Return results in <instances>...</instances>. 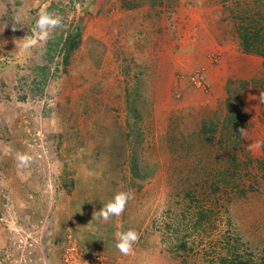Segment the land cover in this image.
I'll return each mask as SVG.
<instances>
[{
  "label": "rangeland",
  "instance_id": "rangeland-1",
  "mask_svg": "<svg viewBox=\"0 0 264 264\" xmlns=\"http://www.w3.org/2000/svg\"><path fill=\"white\" fill-rule=\"evenodd\" d=\"M128 2L0 0V264H26V225L54 213L62 185L111 226L98 211L132 193L119 215L139 234L126 264H264V57L241 45H263L264 0ZM51 4L61 25L24 50ZM70 26L81 45L64 68L48 41Z\"/></svg>",
  "mask_w": 264,
  "mask_h": 264
},
{
  "label": "crops",
  "instance_id": "crops-1",
  "mask_svg": "<svg viewBox=\"0 0 264 264\" xmlns=\"http://www.w3.org/2000/svg\"><path fill=\"white\" fill-rule=\"evenodd\" d=\"M75 189L76 186L69 195L73 199L71 206L72 211L76 212L75 215H71L70 213L66 214L64 213L65 211L62 212V210L65 209H61L60 204L66 207V203L63 199H65V197H69L68 195L63 197L62 194H65V192L62 190L58 193L59 196L61 194V197L60 200H57L58 202H56L58 205L55 204L53 214L42 217L43 221L35 218L29 226L26 225V231L31 233H26L24 239L30 249L28 252L27 248L25 251L26 254H22L25 244L22 245L23 242H19L20 245L18 247H21V249L19 251L15 247V260L17 258L19 259L20 254H22L19 262L26 260V264H60V251L65 244L66 235L70 234L80 250H82V246H86L93 251L92 253L86 252V254L98 255L105 264H126L127 257L120 254V251L115 247V243L118 238L117 234L121 231L129 230L124 227L122 218L120 216H115L114 218H116V220L113 222L112 219L109 222L119 223L115 225L112 224V226L105 224L104 221L100 224V220H97L98 217L96 218L97 221L95 220L94 223L91 221V212L89 211L90 209L88 203L84 200L79 201L76 198ZM33 206H40L41 208L45 207L40 202L37 204L34 203ZM25 214H28V212H25ZM29 214L34 216L33 212ZM86 215L88 216L86 217ZM28 227H32L33 230ZM92 230L102 233L97 234L96 232L97 235H93ZM8 236L9 238H12H10L6 243L16 245V233H10Z\"/></svg>",
  "mask_w": 264,
  "mask_h": 264
},
{
  "label": "clouds",
  "instance_id": "clouds-1",
  "mask_svg": "<svg viewBox=\"0 0 264 264\" xmlns=\"http://www.w3.org/2000/svg\"><path fill=\"white\" fill-rule=\"evenodd\" d=\"M62 23V18L58 15H53L47 11H42L33 28L34 35L29 36L24 40L21 47L24 50H29L39 42L47 41L50 30L59 27ZM256 147H264V141H257ZM5 152L10 153L12 149L5 147ZM19 168L27 167L32 158L26 154L16 153ZM132 198V193L128 191H121L116 193L112 199L107 202L99 212V217L104 220H109L110 217L119 216L125 210V206L129 199ZM115 247L124 254H129L133 250V245L139 240V234L135 230L121 231L117 234Z\"/></svg>",
  "mask_w": 264,
  "mask_h": 264
},
{
  "label": "trees",
  "instance_id": "trees-1",
  "mask_svg": "<svg viewBox=\"0 0 264 264\" xmlns=\"http://www.w3.org/2000/svg\"><path fill=\"white\" fill-rule=\"evenodd\" d=\"M134 2H136V3H134ZM162 3H163V0H132V2L127 3L126 8L131 10L133 8H141L143 6H149L150 8L154 9L157 6H161ZM51 7H52V10H59L60 6L57 7L53 4H51V6L48 7L45 11L51 13ZM61 12H64V9ZM70 28L71 29H70V31H68L69 32L68 35L65 36L64 38L57 39V43H55L53 41H48L49 48L47 49V54L50 55L49 56L50 59H52L55 54H57V56H60L61 65L64 68L69 65L72 56L74 55L75 51H77L79 46L81 45L80 35L79 34L74 35L73 30H72V26H70ZM250 39L255 40L252 35H246L244 37L243 41L241 42L242 48L245 51H247L248 53H252V54H256L260 57H264V41H263V45L260 44V49H253V45H251L252 43L249 42ZM12 67L13 68L15 67V69L18 68V66H12ZM36 70H38V71L40 70L41 72H45V71H47V67H37ZM65 71L66 70L64 69V72ZM237 127H239V124H237ZM206 131L210 132L211 129L204 128L203 132H206ZM54 137L55 138H52V139L56 140V141H59L62 139V135H57L55 133V131H54ZM115 140H116V138L114 137V141ZM189 150L192 151V148H189ZM130 160H131L130 164H132L131 171L135 174L136 173L135 155H131ZM59 164L61 165L60 160H59ZM185 177H191V176L185 175ZM187 182H189V180ZM61 188H62V190L65 191L66 185L65 186L62 185ZM188 189L189 190L184 193V195H186V196L188 193L191 194L190 188H188ZM209 189L215 190V189H217V187H215L214 185H209ZM180 192H182V191L180 190ZM188 196H190V195H188ZM174 230L176 232H179V229H174ZM184 237H185V235L182 236L181 241L179 242V246H182V247L185 246V242L183 241ZM221 264H223V261L221 262ZM229 264H243V262L236 257V258H233V261L229 262Z\"/></svg>",
  "mask_w": 264,
  "mask_h": 264
},
{
  "label": "built area",
  "instance_id": "built-area-1",
  "mask_svg": "<svg viewBox=\"0 0 264 264\" xmlns=\"http://www.w3.org/2000/svg\"><path fill=\"white\" fill-rule=\"evenodd\" d=\"M193 83L199 86L195 79ZM60 264H105L98 255L86 254L75 243L73 237L67 234L65 244L60 251Z\"/></svg>",
  "mask_w": 264,
  "mask_h": 264
},
{
  "label": "water",
  "instance_id": "water-1",
  "mask_svg": "<svg viewBox=\"0 0 264 264\" xmlns=\"http://www.w3.org/2000/svg\"><path fill=\"white\" fill-rule=\"evenodd\" d=\"M83 15H84V14H83V13H81V14H80V17L82 18V17H83ZM81 18H80V19H81Z\"/></svg>",
  "mask_w": 264,
  "mask_h": 264
},
{
  "label": "bare ground",
  "instance_id": "bare-ground-1",
  "mask_svg": "<svg viewBox=\"0 0 264 264\" xmlns=\"http://www.w3.org/2000/svg\"><path fill=\"white\" fill-rule=\"evenodd\" d=\"M81 18V17H80Z\"/></svg>",
  "mask_w": 264,
  "mask_h": 264
}]
</instances>
